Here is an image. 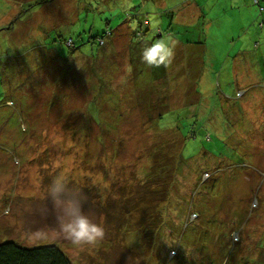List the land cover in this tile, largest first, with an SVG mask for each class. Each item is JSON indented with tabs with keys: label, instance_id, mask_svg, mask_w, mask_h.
<instances>
[{
	"label": "rangeland",
	"instance_id": "obj_1",
	"mask_svg": "<svg viewBox=\"0 0 264 264\" xmlns=\"http://www.w3.org/2000/svg\"><path fill=\"white\" fill-rule=\"evenodd\" d=\"M165 1L0 0V70L11 74L0 71V242L54 243L74 264H264V11L258 0H213L200 17L196 0ZM134 28L151 42L171 38L166 90L148 94L137 80ZM103 30L113 38L99 46ZM98 74L104 93L89 80ZM167 112L185 135L175 175L156 181L157 199L170 198L130 229L127 201L152 184L153 151L182 141L171 121L156 126ZM229 142L243 145L234 163L220 157ZM58 175L103 224L95 245L59 231L46 196ZM148 221L157 231L145 241Z\"/></svg>",
	"mask_w": 264,
	"mask_h": 264
},
{
	"label": "trees",
	"instance_id": "obj_2",
	"mask_svg": "<svg viewBox=\"0 0 264 264\" xmlns=\"http://www.w3.org/2000/svg\"><path fill=\"white\" fill-rule=\"evenodd\" d=\"M257 2H258L257 3L258 10L261 13L264 11V6L259 4V0ZM202 5L198 4V6L201 9L205 6V4H202ZM170 23L172 22L170 21ZM170 32L171 31H167V33H170ZM111 33H112L111 30L108 32L107 30H103L100 34H96L95 35V37H97L96 44L99 46H103L102 43L104 39H108L106 42L109 44L110 39L113 38L111 36L112 35ZM109 35L111 37L107 38ZM130 35H132V39L129 36L130 48H132L133 51L135 50V52L139 53L140 50L144 46L152 43L151 40H146L144 38H141V34L137 33L135 28L133 29V31H131L130 29ZM155 36L160 37L161 33L158 32L155 34ZM73 40L74 39H70L68 41V38L65 39V38H59V37H55L52 39V41L54 42L57 41V42H63L65 44L67 43L68 47L70 48L72 47L70 45L72 44L75 45ZM68 42H70L71 44L69 45ZM135 43H136V46H134ZM15 50L16 49L13 50V53L17 54L14 52ZM106 55L107 54L104 51L103 53L104 59H106V57L108 58V56ZM176 57L178 58V56ZM131 58L130 60L133 62V64L137 65V67L139 66L137 68V71H140V73H143V75L141 74L140 78H138L137 80H139L142 84L148 85L145 89L148 94L155 92L158 89H165L166 87H168L170 78L168 80L164 79V77L166 78L165 75H167V74H164L166 73L165 70H168V71L170 70V67L168 65L167 66L162 65L160 67H151V66L144 64L142 61L136 60L134 56H131ZM140 62H141V65H140ZM5 71H7V69L5 70V68H2L1 73ZM7 73L11 75L8 71ZM7 73L6 75L9 76ZM89 77H90L89 78L90 81H93V79L95 81L96 88L94 89V93H97L98 90H100L101 93H104V91L108 87V82L104 83L102 81L103 80L102 76H100L99 74H98V79H95L92 76H89ZM239 92L240 90L236 91L237 96L241 95V94L239 95ZM147 93H145L146 96H147ZM191 113H192V110L188 111L186 113V116L191 115ZM167 114L168 115L165 118V115H163V113H159V115L156 118V126L164 127L166 126L167 122L171 121L173 125L172 127L175 126V129H177L182 141H179L178 145L174 144L171 147H169L168 148L170 150L169 152L166 151L165 149H161L160 145H158L157 149L153 151L152 157H150L151 162L149 165V169L145 172L146 182L148 183V185H149V182L152 184L148 186L146 189H144V191L140 189H136L135 192L133 193L131 192L129 196V200L127 201V212L130 211L129 213L130 217H128L130 218V227H131L130 229L134 228L135 230V225H134L135 223H138L140 221L146 222V215L149 214L147 217H151L152 215L155 216L154 214H151V213H155V214L161 213L160 205L162 204L165 205V203H167L170 198V196L168 195V192H169L168 191V192H164V195L161 196L160 199H157L158 197L156 196V190H155V188L157 187L156 181L159 178H161V181H162V178L165 175L166 177L168 175L169 176L175 175V173H173L172 165L177 164V162L180 160L179 152H180L181 147L185 144V135H183L182 133L181 124L180 125L178 124V121H177L178 115H176L175 117V113L172 115V112H169V113L167 112ZM90 117L96 121V117L92 115H90ZM229 134H230V131H229ZM229 144H230V147L227 150L230 153H227V154L225 153V156H220V157H224V159L226 157L227 161L231 163L232 159H229L228 157L232 156L233 158V155L237 153V150L239 149V147H237L238 145L237 142H232V143L229 142ZM166 152H167V155L169 154L167 158L166 156H164L166 155ZM203 158L206 161L210 159V161H208V165L214 161L212 159V156H210L208 153L204 155ZM235 158L238 159L237 156H235ZM241 162H243L242 159L238 161L239 164H241ZM232 167H234V165H232ZM204 172L206 171L205 170L201 171V174H200L201 178H203ZM206 174H209V173L206 172ZM113 208H111V210ZM162 212H164V210ZM128 218L126 219L128 220ZM151 220L152 219L150 218V221ZM139 225L141 226V229H143L144 233L148 230L147 237L143 238V240L145 241H149L148 239L150 237L149 236L150 230L155 229L157 231V224L154 225V223L152 222L148 221L146 224H139ZM150 225L151 226L154 225V226L150 228L149 227ZM138 233L140 232L138 231ZM141 236H143V234H141ZM174 253H177L176 250ZM0 264H74V263L71 261L68 255L64 253V251H62L58 247L57 244L48 243V244H41L37 246H25L15 240H6V241L0 242Z\"/></svg>",
	"mask_w": 264,
	"mask_h": 264
},
{
	"label": "clouds",
	"instance_id": "obj_3",
	"mask_svg": "<svg viewBox=\"0 0 264 264\" xmlns=\"http://www.w3.org/2000/svg\"><path fill=\"white\" fill-rule=\"evenodd\" d=\"M170 37L156 40L140 50L141 61L151 67L167 66L173 57ZM46 196L59 208V231L75 246L95 245L102 240L105 229L84 210L80 196L68 188L63 176H55L48 185Z\"/></svg>",
	"mask_w": 264,
	"mask_h": 264
},
{
	"label": "crops",
	"instance_id": "obj_4",
	"mask_svg": "<svg viewBox=\"0 0 264 264\" xmlns=\"http://www.w3.org/2000/svg\"><path fill=\"white\" fill-rule=\"evenodd\" d=\"M160 1L161 0H158V3H156V5L157 6H160V7H164V8H166L165 6H166V1L165 2H163V3H160ZM182 1V3H181V5H179V7L181 6V7H184V6H187V5H189L188 4V1L189 0H181ZM195 0H191V3H193ZM197 2L195 3V5H192V9L197 13V11H199V13H200V17H203L205 14H209V12H208V8L211 6V4H210V2H213V0L211 1V0H196ZM208 4H207V3ZM217 2L218 3H220V2H224L223 0H217ZM160 3V4H159ZM198 4H205V6L201 9L199 6H198ZM184 5V6H183ZM203 6V5H202ZM198 9V10H197ZM191 14H192V11H191ZM208 17L210 18V15H208ZM209 27V26H208ZM255 45H257V42L255 43ZM252 140V139H251ZM253 141V140H252ZM260 144H262L261 142H260ZM252 149L254 148V147H251ZM239 149L241 150V149H243V145H241L240 147H239ZM249 149V147L247 146V150ZM256 150V149H255ZM235 155V154H234ZM236 156V155H235ZM238 157V156H237ZM256 159V158H255ZM260 161H262V160H260ZM232 163V162H231ZM241 164H243V162H241ZM241 164H233L234 165V167L236 168H238L239 166H241ZM249 164V163H248ZM250 165H253V166H255L254 164H251L250 163Z\"/></svg>",
	"mask_w": 264,
	"mask_h": 264
},
{
	"label": "built area",
	"instance_id": "obj_5",
	"mask_svg": "<svg viewBox=\"0 0 264 264\" xmlns=\"http://www.w3.org/2000/svg\"><path fill=\"white\" fill-rule=\"evenodd\" d=\"M241 94V91L239 92V95Z\"/></svg>",
	"mask_w": 264,
	"mask_h": 264
}]
</instances>
